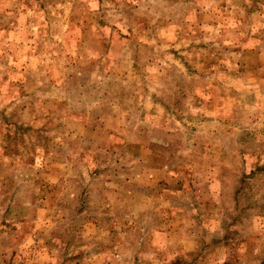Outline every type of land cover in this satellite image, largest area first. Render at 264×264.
I'll list each match as a JSON object with an SVG mask.
<instances>
[{
  "label": "rangeland",
  "instance_id": "1",
  "mask_svg": "<svg viewBox=\"0 0 264 264\" xmlns=\"http://www.w3.org/2000/svg\"><path fill=\"white\" fill-rule=\"evenodd\" d=\"M0 264H264V0H0Z\"/></svg>",
  "mask_w": 264,
  "mask_h": 264
}]
</instances>
